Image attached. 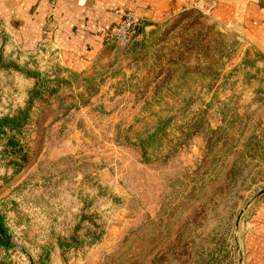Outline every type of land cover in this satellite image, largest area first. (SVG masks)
<instances>
[{
  "label": "rangeland",
  "instance_id": "obj_1",
  "mask_svg": "<svg viewBox=\"0 0 264 264\" xmlns=\"http://www.w3.org/2000/svg\"><path fill=\"white\" fill-rule=\"evenodd\" d=\"M59 1L43 0L47 31ZM217 1L133 12L129 45L78 62L0 19V118L42 87L0 136V264L262 261L264 38Z\"/></svg>",
  "mask_w": 264,
  "mask_h": 264
},
{
  "label": "crops",
  "instance_id": "obj_2",
  "mask_svg": "<svg viewBox=\"0 0 264 264\" xmlns=\"http://www.w3.org/2000/svg\"><path fill=\"white\" fill-rule=\"evenodd\" d=\"M217 2L245 6L244 13L241 9L245 19L251 21V27L255 28L252 30L264 38V0ZM182 3L183 0H60L53 12V27L47 31L44 29L47 8L43 0H0V19L9 24L13 34L25 38V43L50 38L78 62L102 47L105 34L113 30L117 21L113 12H135L157 22L168 10ZM249 241L253 244L248 245L251 250L248 260H262L259 264H264V249L260 246L264 239Z\"/></svg>",
  "mask_w": 264,
  "mask_h": 264
},
{
  "label": "built area",
  "instance_id": "obj_3",
  "mask_svg": "<svg viewBox=\"0 0 264 264\" xmlns=\"http://www.w3.org/2000/svg\"><path fill=\"white\" fill-rule=\"evenodd\" d=\"M46 1L53 6L57 0ZM114 15L117 21L113 30L105 34V42L125 47L133 41L140 24V19L133 12L122 13L115 11Z\"/></svg>",
  "mask_w": 264,
  "mask_h": 264
},
{
  "label": "trees",
  "instance_id": "obj_4",
  "mask_svg": "<svg viewBox=\"0 0 264 264\" xmlns=\"http://www.w3.org/2000/svg\"><path fill=\"white\" fill-rule=\"evenodd\" d=\"M41 83L36 79V88L30 91V98L27 101L26 109L19 110L15 116H6L0 118V136L5 134L7 131H15L21 128L29 117L28 108L34 98L41 96ZM10 247V241L7 237V229L4 223V217L0 213V248L6 250Z\"/></svg>",
  "mask_w": 264,
  "mask_h": 264
}]
</instances>
